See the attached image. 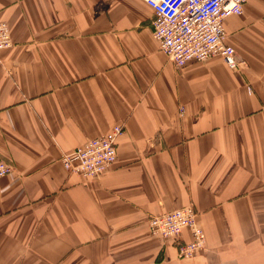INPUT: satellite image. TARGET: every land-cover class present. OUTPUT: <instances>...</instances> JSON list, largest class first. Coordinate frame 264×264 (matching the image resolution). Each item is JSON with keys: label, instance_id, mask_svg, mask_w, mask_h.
<instances>
[{"label": "crops", "instance_id": "crops-1", "mask_svg": "<svg viewBox=\"0 0 264 264\" xmlns=\"http://www.w3.org/2000/svg\"><path fill=\"white\" fill-rule=\"evenodd\" d=\"M0 23V264H264V0L225 22L239 72L176 68L145 0H0ZM117 125L104 176L66 169ZM188 207L186 260L149 221Z\"/></svg>", "mask_w": 264, "mask_h": 264}, {"label": "built area", "instance_id": "built-area-1", "mask_svg": "<svg viewBox=\"0 0 264 264\" xmlns=\"http://www.w3.org/2000/svg\"><path fill=\"white\" fill-rule=\"evenodd\" d=\"M248 1L145 0L155 14L154 38L176 68L220 56L236 72L245 62L227 44L225 22L231 16H242ZM12 46L9 26L0 23V51ZM123 134L124 127L117 125L105 136L87 142L63 158L66 169L86 180L101 178L115 164L118 139ZM12 172L10 164L0 161V181ZM149 225L152 235L177 242L181 259H193L205 249L206 235L191 207L152 217ZM185 230L191 231V242L181 240Z\"/></svg>", "mask_w": 264, "mask_h": 264}]
</instances>
